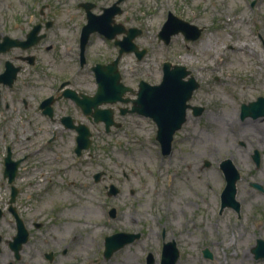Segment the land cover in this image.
I'll use <instances>...</instances> for the list:
<instances>
[{
	"label": "rangeland",
	"instance_id": "obj_1",
	"mask_svg": "<svg viewBox=\"0 0 264 264\" xmlns=\"http://www.w3.org/2000/svg\"><path fill=\"white\" fill-rule=\"evenodd\" d=\"M86 1L99 14L116 0H0V28L12 36L23 35L41 20L52 21L45 29L52 39L45 43L58 53L42 51L40 60L55 57L75 74L87 71L82 76L89 92L95 87L90 65L112 60L118 46L92 33L86 47L87 70L78 69L79 35L86 22L80 3ZM118 6L115 22L141 29L134 42L147 49L141 59L133 52L122 54L121 81L133 89L140 79L157 84L163 61L183 64L199 83L190 102H200L205 111L189 115L174 134L168 155L161 153L150 117L121 115L116 109L121 124L108 131L103 122L88 121L91 143L81 156L71 155L69 149L50 165L35 154L23 159L13 181L18 187L13 204L29 232L19 259L7 243L16 226L8 210L10 186L3 177V157L7 146L14 159L33 146L22 138L18 124L28 115L23 112L14 119L17 113L8 112L0 127V264H146L149 252L159 264L162 243L170 240L179 249L176 264H264V258H255L252 251L256 238L264 239V117L259 123L238 119L241 103L264 96V0H122ZM168 12L201 27L200 36L187 40L179 32L167 44L158 39ZM116 37L121 39L122 33ZM235 44L239 50H234ZM255 150L260 154L258 166L252 159ZM225 158L240 174V207L219 213L225 185L219 163ZM101 171L96 181L94 175ZM110 182L119 187L117 195L106 194L104 185ZM73 200L79 213H74ZM112 206L115 217L108 215ZM116 231L139 233V238L104 258V237ZM205 248L211 257L203 255ZM48 252L53 253L51 260Z\"/></svg>",
	"mask_w": 264,
	"mask_h": 264
},
{
	"label": "water",
	"instance_id": "obj_2",
	"mask_svg": "<svg viewBox=\"0 0 264 264\" xmlns=\"http://www.w3.org/2000/svg\"><path fill=\"white\" fill-rule=\"evenodd\" d=\"M122 0H116L111 6L104 7L103 12L100 14H94L90 11L93 6L90 2H84L82 5L85 7L87 23L82 26L80 37V49L83 52L84 46L88 41L91 32L97 31L103 34L107 38H113L116 33L124 32L123 39L116 40L115 43L119 45L118 55L108 64H96L93 66L95 77L97 80V89L93 96L88 97L87 103L83 106V109L92 114L95 120H104L106 131L109 130L111 125H118L114 123L112 118V110L99 109L97 105L103 102L113 103L117 100L127 101V98L123 97L126 91H133L131 87L123 84L120 81V74L117 68V63L122 53L133 51L138 59H141L146 53V49H139L134 43L133 38L141 33V30L136 27H129L125 29L120 24L111 25L115 14L120 13V7L118 3ZM38 25H36L29 33H27V39L24 41H18L14 39H8L6 42L7 47L21 46L23 48L29 47L36 42L35 34L37 32ZM202 31L201 27H198L188 21H185L177 16L168 12L167 19L161 26L158 32V38L162 39L164 43H168L170 37L173 34L181 32L188 40H194L200 36ZM163 74L161 81L157 84H150L144 80H140L138 83V89L136 91L137 97L132 99L131 112L151 117L156 123V139L161 145L163 154L170 152L172 136L176 130H178L184 121V116L188 104L187 100L191 97L192 92L199 86L198 82L193 76L189 75L190 70L185 65L171 64V62H163ZM17 67L10 68L8 84L11 85ZM187 77V78H185ZM94 107V111L91 110ZM201 108L197 109V112ZM125 109H121V113H124ZM242 115L252 114L258 116L264 114V97L259 96L257 100L242 104ZM76 136V152L79 154L82 148H87L90 145L91 132L85 125L77 127ZM253 159L256 165L259 164V152L255 150ZM18 160H12L10 154L5 157L4 175L8 176L9 182H11L15 176ZM206 165H209L208 161H205ZM220 167L224 172L226 184L221 194V208L225 206L239 209V202L236 200V181L240 178V174L231 161L230 158L224 159L220 163ZM103 172L95 174V180L100 179ZM253 186L262 189L258 183H252ZM119 192V188L111 183L107 190V195L113 196ZM17 189L12 187L9 211L12 213L16 223V233L12 236L11 240H8V245L14 253V257L18 259L20 257V249L22 245L27 242L29 232L24 224L23 219L19 216L15 207L12 205L15 200ZM1 215V211H0ZM116 208L111 207L109 209V216L115 217ZM139 237V233L119 231L107 235L104 237V249L103 257L109 258L114 251L121 248L127 243L132 242ZM1 242V236H0ZM256 245L253 247L255 258H264V240L261 238L256 239ZM203 254L206 257H211V253L207 248L203 250ZM49 260L52 259V252L46 254ZM179 257V252L174 240L163 242L161 251V260L159 264H176ZM8 264H13L10 261ZM146 264H154L152 253H148L146 257Z\"/></svg>",
	"mask_w": 264,
	"mask_h": 264
},
{
	"label": "flooded vegetation",
	"instance_id": "obj_3",
	"mask_svg": "<svg viewBox=\"0 0 264 264\" xmlns=\"http://www.w3.org/2000/svg\"><path fill=\"white\" fill-rule=\"evenodd\" d=\"M82 7L85 10V7ZM51 22L52 21L41 20L27 31H24L23 35L12 36L2 31L0 28V127L5 125L8 120V112L17 113V115L13 117L14 119L25 112L28 117L24 120L18 119V124L22 129V138L28 143H32L30 146H33V148L25 152L21 158L17 159L12 157V150L10 146H7L6 155L3 157V165L5 157L8 154H10L12 160H18L15 176L11 182H9L8 177L4 175L3 169V177L7 179L10 189L15 187L18 190V187L13 184V181L19 171L21 162L30 155L35 154L33 157H40L43 164L49 165L53 158L61 161L60 158L67 155L70 151V154L75 157L81 156L84 150H82L80 154L75 150L77 127L80 125L87 126L88 121H96L93 115H90L83 109V106L87 103L88 97L93 95L97 86L95 77V87L92 91L88 92L86 90L87 81L82 76L83 74H87V71H84L85 73L79 71L80 74H75L70 69L69 65L59 63L55 57L50 61L40 60L42 51L43 53L51 51L54 55L58 53V49L54 48L52 44L45 43L46 40L52 39L50 32L45 30L49 29ZM42 23H44L43 26ZM114 24L122 25L120 22H115L113 18L111 25ZM36 25H38V28L35 34L36 42L34 44L26 48L21 46H6V42L9 38L18 41L26 40L27 33ZM118 34L119 33H116L113 39L105 38L113 41L112 44L114 45V41L119 39L116 37ZM78 46V69L87 70V44L83 52L80 49V45ZM67 51L68 50H63V54ZM110 61L111 60L94 61L89 67V69L92 70L93 76V66H95V64H104ZM13 67H17V71L12 84L9 85L7 82L9 79V70ZM131 94L132 96H127L125 94V97L129 99V105L120 106L117 104L113 105L114 103L111 105H109V103H100L97 105V108H111L114 114V120L120 123V121L115 118V110L117 109L120 114L121 108H126V110L130 109L132 105L131 99L135 97L134 93ZM193 94L187 101L188 106L186 108L184 121L179 130L188 122L189 115L200 116L205 111V107L201 105L200 102H190ZM259 96L264 97L263 95H256L255 99L247 100L246 103L257 100ZM80 100L83 106L80 104ZM243 103L240 104L238 110V119L240 121H244L245 119L263 120L264 114L258 116L246 114L243 116L241 112V105ZM199 108L201 109L197 112ZM91 110H94V107H91ZM40 153L41 155H39ZM56 162L58 163V161ZM58 170H61V165L58 166ZM43 174L42 172L41 175ZM49 181H51L50 177ZM106 186L107 185H104V188H106Z\"/></svg>",
	"mask_w": 264,
	"mask_h": 264
},
{
	"label": "bare ground",
	"instance_id": "obj_4",
	"mask_svg": "<svg viewBox=\"0 0 264 264\" xmlns=\"http://www.w3.org/2000/svg\"><path fill=\"white\" fill-rule=\"evenodd\" d=\"M243 44H245V43H243ZM235 47L236 48L234 50H237V49L239 50L240 49V47L237 44H235ZM252 121L255 122V123L259 122V120H252ZM71 194H74V193L71 192ZM75 201L76 200H73V202H74V204H73V210H74V213H79L80 212V206H79L78 203H75ZM246 257H247V254H246V252H244V259ZM237 260H239L240 262H243V259H237Z\"/></svg>",
	"mask_w": 264,
	"mask_h": 264
}]
</instances>
